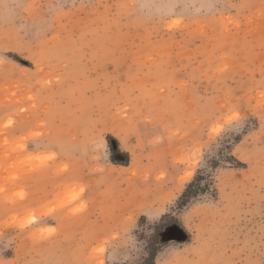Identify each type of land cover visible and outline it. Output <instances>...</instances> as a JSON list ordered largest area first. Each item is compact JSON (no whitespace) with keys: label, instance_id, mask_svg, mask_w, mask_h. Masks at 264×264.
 Masks as SVG:
<instances>
[{"label":"rangeland","instance_id":"obj_1","mask_svg":"<svg viewBox=\"0 0 264 264\" xmlns=\"http://www.w3.org/2000/svg\"><path fill=\"white\" fill-rule=\"evenodd\" d=\"M0 264H264V0H0Z\"/></svg>","mask_w":264,"mask_h":264},{"label":"clouds","instance_id":"obj_2","mask_svg":"<svg viewBox=\"0 0 264 264\" xmlns=\"http://www.w3.org/2000/svg\"><path fill=\"white\" fill-rule=\"evenodd\" d=\"M133 7H135V5H133Z\"/></svg>","mask_w":264,"mask_h":264}]
</instances>
